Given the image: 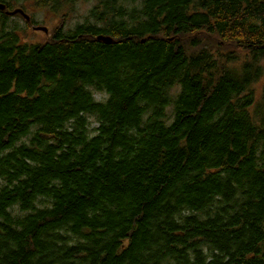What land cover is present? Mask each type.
<instances>
[{"label":"trees","instance_id":"16d2710c","mask_svg":"<svg viewBox=\"0 0 264 264\" xmlns=\"http://www.w3.org/2000/svg\"><path fill=\"white\" fill-rule=\"evenodd\" d=\"M79 1L0 0V264H264V0Z\"/></svg>","mask_w":264,"mask_h":264},{"label":"rangeland","instance_id":"374dc122","mask_svg":"<svg viewBox=\"0 0 264 264\" xmlns=\"http://www.w3.org/2000/svg\"><path fill=\"white\" fill-rule=\"evenodd\" d=\"M94 4L95 1L86 2L84 0H80L78 3L77 11L73 14L72 18L69 21L67 20L66 27H74L75 24L79 22H84L85 15L88 13L89 9L94 6ZM33 5L34 3L28 1L25 5L26 10L37 20L39 25L47 27L49 29V32H44L43 30H36L31 25H29L27 28L29 35L28 39L33 41H45L49 38L51 31H53L54 28L61 24L62 16L36 9L33 7ZM19 20L22 21L23 19ZM263 83L264 78L262 79L259 85V89L261 88V86H263Z\"/></svg>","mask_w":264,"mask_h":264},{"label":"water","instance_id":"95a60500","mask_svg":"<svg viewBox=\"0 0 264 264\" xmlns=\"http://www.w3.org/2000/svg\"><path fill=\"white\" fill-rule=\"evenodd\" d=\"M5 9H6V5L3 4V3H0V10H5ZM7 13L10 14V15H16L17 13H20L23 16H25L28 20H31L30 15L28 13H26L24 11V9H22V8H17V9H15L13 11L8 10ZM34 28L36 30H43L44 32H49V29L47 27H45V26H42V25L35 26ZM98 39L101 40V41H104L106 43H112L114 41V39L111 36H107V35H100L98 37Z\"/></svg>","mask_w":264,"mask_h":264}]
</instances>
